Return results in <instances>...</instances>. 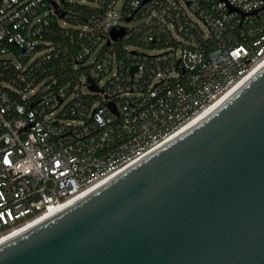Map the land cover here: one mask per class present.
<instances>
[{
  "label": "built area",
  "instance_id": "1",
  "mask_svg": "<svg viewBox=\"0 0 264 264\" xmlns=\"http://www.w3.org/2000/svg\"><path fill=\"white\" fill-rule=\"evenodd\" d=\"M120 1L0 0L15 75L0 74V238L146 157L264 63V0ZM55 26L68 43L45 37Z\"/></svg>",
  "mask_w": 264,
  "mask_h": 264
},
{
  "label": "water",
  "instance_id": "2",
  "mask_svg": "<svg viewBox=\"0 0 264 264\" xmlns=\"http://www.w3.org/2000/svg\"><path fill=\"white\" fill-rule=\"evenodd\" d=\"M0 264H264V68L195 127L0 245Z\"/></svg>",
  "mask_w": 264,
  "mask_h": 264
},
{
  "label": "bare ground",
  "instance_id": "3",
  "mask_svg": "<svg viewBox=\"0 0 264 264\" xmlns=\"http://www.w3.org/2000/svg\"><path fill=\"white\" fill-rule=\"evenodd\" d=\"M263 68H264V63L261 64L259 67H257L250 75H248L242 82H240L239 84H237L231 91H229L227 94H225L223 97H221L217 102H215L213 105H211L209 108H207L201 114H199L194 120H192L190 123H188L182 130H180L177 133V135L173 136L170 140H168V142L171 141L172 139H174L175 137H177L178 135H180L181 133H183L185 131H188L189 129L195 127V125H197L203 119H205L206 117H208L220 105H222L225 101H227L228 99H230L246 83V81H248L249 79H251L255 75H257V73H259V71H261ZM168 142H166V143H168ZM166 143H164V144H166ZM108 181H109V179L108 180H105V181L101 182L100 184H98L97 186L91 188L89 191H87V193L84 194V197H86L89 194L93 193L95 190L99 189V187L105 185V183H107ZM84 197H82V198H84ZM74 203H76V201L75 202L74 201H71L67 206L69 207V206L73 205ZM66 208L67 207H65L61 211L65 210ZM61 211L48 213V214H45V215H43L42 217H40L38 219H35L33 221L28 222L24 226H22V227H20V228H18L16 230H14V231H12L10 234H8L6 236L0 238V245H2L3 243H5V242H7V241H9L11 239H14V238L22 235L23 233H26L27 231H29L33 227H36L37 225L43 223L44 221H46L50 217L56 215L57 213H60Z\"/></svg>",
  "mask_w": 264,
  "mask_h": 264
},
{
  "label": "trees",
  "instance_id": "4",
  "mask_svg": "<svg viewBox=\"0 0 264 264\" xmlns=\"http://www.w3.org/2000/svg\"><path fill=\"white\" fill-rule=\"evenodd\" d=\"M93 12L89 9H83V17L84 19L90 18L92 16ZM75 36L77 35L76 32ZM45 37L49 39L56 47L60 44H66L68 41L66 39H69L65 37V33L61 29H59L58 26H55V28L49 33L46 34ZM0 74L1 77H4L7 80H11L15 75L13 72L5 67H0Z\"/></svg>",
  "mask_w": 264,
  "mask_h": 264
},
{
  "label": "rangeland",
  "instance_id": "5",
  "mask_svg": "<svg viewBox=\"0 0 264 264\" xmlns=\"http://www.w3.org/2000/svg\"><path fill=\"white\" fill-rule=\"evenodd\" d=\"M122 3H123V0H121V1L118 3V5H117L116 10H117L118 13H120V9H121V7H122ZM136 23H137V22H131V23L128 24V26H132V25H134V24H136ZM144 52H146V53H150L151 51H149L148 49H146V50H144ZM9 58H12V59L15 60V58H13L12 56H9Z\"/></svg>",
  "mask_w": 264,
  "mask_h": 264
}]
</instances>
